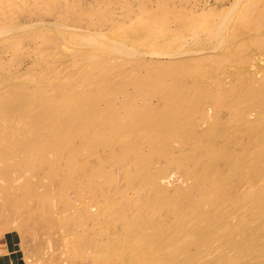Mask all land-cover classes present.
<instances>
[{
	"label": "bare ground",
	"instance_id": "obj_1",
	"mask_svg": "<svg viewBox=\"0 0 264 264\" xmlns=\"http://www.w3.org/2000/svg\"><path fill=\"white\" fill-rule=\"evenodd\" d=\"M203 3L0 0V237L23 264H264V0Z\"/></svg>",
	"mask_w": 264,
	"mask_h": 264
},
{
	"label": "rangeland",
	"instance_id": "obj_2",
	"mask_svg": "<svg viewBox=\"0 0 264 264\" xmlns=\"http://www.w3.org/2000/svg\"><path fill=\"white\" fill-rule=\"evenodd\" d=\"M88 1V0H87ZM206 0H197V6L199 8H201V6L204 4L203 2H205ZM210 2H214V0H210ZM254 55H257L256 58L257 60L255 61L254 60ZM252 55V64L249 63L246 67H245V70L252 73L250 74V77H249V81H251L254 77H258L259 74L257 75V73H255L256 71V67L258 66V64L261 65V62L262 60L264 61V52H257V54L255 52H253ZM261 61V62H260ZM254 65V67H253ZM233 68V69H232ZM255 68V69H254ZM232 69V70H231ZM251 69V70H250ZM254 69V71L252 70ZM250 70V71H249ZM253 71V72H252ZM216 72V73H215ZM237 72H239V68L237 66H230L229 68L226 69V72L222 73V72H218L216 70L213 71V74L209 77V76H200V84L202 85V87L206 90H211L212 92H215L217 93L218 89H217V84L215 83V81H213V78L217 76H220V78H222L225 82L224 84V87L223 88H228L230 87L231 85L229 84V82L231 81L232 77L234 76V74H236ZM226 74V75H225ZM230 74V75H229ZM214 75V76H213ZM228 75V76H227ZM232 75V77H231ZM253 75V76H252ZM207 78V79H205ZM215 78V79H216ZM212 80V81H211ZM248 81V79H247ZM248 81V82H249ZM214 82V83H213ZM206 83V84H205ZM212 83V85H211ZM207 84H210V85H207ZM214 84V85H213ZM205 87H204V86ZM209 88V89H208ZM212 88V89H210ZM223 90H226V89H223ZM10 235H8L9 237ZM3 238L0 237V264H23V260H22V257H21V252L20 250H18L19 248V240L14 238L13 240L10 238V239H7V242L3 243L4 241H2ZM4 253V254H3Z\"/></svg>",
	"mask_w": 264,
	"mask_h": 264
}]
</instances>
